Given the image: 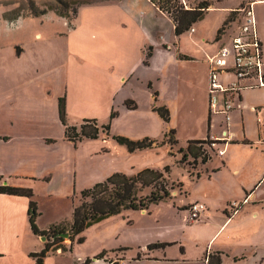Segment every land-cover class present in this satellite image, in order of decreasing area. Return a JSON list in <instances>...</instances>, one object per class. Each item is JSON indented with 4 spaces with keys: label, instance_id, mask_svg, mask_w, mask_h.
I'll return each instance as SVG.
<instances>
[{
    "label": "crops",
    "instance_id": "obj_1",
    "mask_svg": "<svg viewBox=\"0 0 264 264\" xmlns=\"http://www.w3.org/2000/svg\"><path fill=\"white\" fill-rule=\"evenodd\" d=\"M131 2L122 0L82 7L73 28L62 35L68 41V62L61 67V74L45 78L40 83L22 81L10 90L5 89L0 95V184L31 188V198L38 212L35 223L40 230L59 223L69 226L75 206L72 197L113 172L132 174L145 167L154 168L157 164L153 163L160 162V166L174 164L161 147L166 144L130 152L106 135L82 139L73 144L65 137V126L59 119L58 101L63 97L69 125H79L78 121L83 118H95L100 124L107 123L110 113L114 111L115 116L110 120L111 135H123L134 140L143 137L157 139L169 129L176 131L171 123L170 109L157 102L158 98H162V90L159 92L153 88V78L167 82L168 86L182 79L177 69L196 60L191 52L180 51L178 47L188 31L174 35V39L153 40L152 33L143 23H132L129 14ZM254 13L257 29L255 9ZM224 19L225 15L222 21ZM196 23L192 28L195 31ZM257 34L260 39L258 29ZM145 39L149 43L144 44ZM190 39L194 46L200 45L199 40ZM261 46L263 50L262 41ZM149 47L151 54L145 63ZM205 63L206 100L202 117L206 124L205 132L197 138L186 139L185 143H180L176 136L175 139L179 147H184L189 140H219L215 144L222 154L217 150L205 163L200 162L196 169L198 176H191L187 169L182 168L185 176H188L183 179L184 182L180 180L186 192L174 206L170 205L175 215L184 212L188 216V221L179 226V236H156L150 240L144 239L145 232L142 236L134 230L130 242L109 250L103 249L112 253L123 249V253L118 255L119 264H205L206 254L216 251L220 252L221 264L226 258H245L243 252L232 254L227 249L230 247L247 248L252 260L262 262L264 259V106L258 102L245 106L239 94L237 106L229 112L228 125L221 123L216 114L210 113L208 64ZM155 71H158L159 76L152 74ZM231 78L230 74L222 75L221 82L225 84ZM186 84L193 88V82ZM154 91L156 104L165 105L170 111L168 122H164L153 110ZM127 100L134 106L128 108L125 105ZM243 110L254 113L255 120L246 115L245 121ZM238 118L241 121L240 128ZM52 126L58 132L51 130ZM224 129H227V136L223 138L221 132ZM157 147L160 149L157 150ZM95 159L100 160L101 166L89 173L83 172L81 162L92 163ZM193 183L198 186L193 188ZM219 196L224 197V200L218 206L214 200ZM31 198L0 193V258H7L9 264H34V258L29 254L39 252L45 245L30 229L28 204ZM68 199H71V206ZM229 201L242 202L230 216L224 212ZM58 202H65L66 209L71 208L69 220L61 221ZM194 202L204 205L201 219L197 221H191L188 208H182ZM244 204L249 205L246 214L243 213ZM150 209L134 211L149 213ZM117 215L106 219L111 221ZM44 218L47 225L42 226L40 222ZM171 228V224L166 225L160 234L174 232ZM187 228H193L201 236L192 242L196 247L199 245L198 240L203 243L197 247V254L188 253L187 244L181 236ZM156 242L172 244L147 248L148 244ZM52 252H64L62 243L61 247L45 254L43 264ZM109 260L104 254V258L93 259L91 264H110Z\"/></svg>",
    "mask_w": 264,
    "mask_h": 264
},
{
    "label": "rangeland",
    "instance_id": "obj_2",
    "mask_svg": "<svg viewBox=\"0 0 264 264\" xmlns=\"http://www.w3.org/2000/svg\"><path fill=\"white\" fill-rule=\"evenodd\" d=\"M120 1L122 0H0V95L4 93L5 89L10 90L13 86L23 83L22 81L40 83L45 78L60 75L61 67L65 65V62H68L66 44L68 41L62 35H65L66 31L73 28V23L77 19L80 9L82 7L106 5ZM129 1H132L129 11L132 16V23H137V21L143 23L152 33L155 41H160L163 38L174 39L171 19L172 15L177 14L180 7L192 9L202 6V4L206 6V8L202 9V19L197 21L195 25L196 31H190L191 28H194V25H192L187 35H183L178 44L180 51L191 52L196 57L195 61H189L177 69V74L182 79L177 83L173 81L171 86H168L167 82L158 81L155 79V75L153 76V88L159 90V92L162 90V98H158V104L167 105L171 111H169L171 113V123L176 130L173 138L176 136L180 143H185L186 139L201 136L206 129V124L202 120L206 100L204 89L206 76L205 57L208 54H212L216 47L229 43L230 36L235 32L239 19V12H230V10L240 7L245 0H153L154 3L150 0ZM254 9L264 53V4L256 5ZM224 15L225 19L222 21ZM228 18L230 19L229 22L226 20ZM219 28L221 30L216 33ZM190 37L200 41V45H196L198 48L191 43ZM145 42L149 43V40L145 39L143 43L145 44ZM152 74L159 76L158 71ZM186 82H193V88L188 87ZM242 85L239 94H241L245 106L255 102L264 106V86L250 87L244 83ZM131 105L132 102L130 101L127 106L130 107ZM246 115L250 119L255 120V115L250 110H243V119L245 121ZM216 116L221 123H224L222 114H216ZM80 122L78 121V124ZM237 122L240 128V118H238ZM229 128H231V125H229ZM51 130L58 132L53 126ZM99 136L105 137V134L101 133ZM162 139L163 137L155 140L160 143ZM211 140L215 142H210ZM208 141L210 143L198 147H200V151H202L201 147H203L210 156L219 149V146L215 144L219 140L208 138ZM164 144L166 145L161 147L166 150L167 157L174 161L173 165L178 166H174L171 171L173 165H168L171 173H167L168 184L165 185V188L170 191L169 197L160 200L156 204H151V209L150 206L148 208L150 209L149 213L125 210L112 218L111 221L104 219L92 224L73 238L70 236L63 237L64 239L61 243L64 252H52L46 259L45 264H81L85 258H91L103 249L109 250V248L130 242V237L134 230L139 231L142 236L143 232H145L144 239L150 240L156 238V236L163 238L179 236V226L188 221V216L184 212L175 215L170 210V205L174 206L177 200L182 197V194L184 195L186 192L183 179L188 178V176H185L186 173H183L182 168L187 169L191 176H198L196 169H198L200 159L194 160L193 157L187 155L186 159L182 160L183 152H180L179 149H185L187 142L184 147H179L180 144L177 141L172 145ZM156 149L159 150L160 148L157 147ZM81 163H83L81 165L82 171H88V173L101 166V162L98 159H95L92 163L84 161ZM153 164H157L154 168L160 166V162ZM164 166H160L157 169L162 171ZM192 185L193 188L198 186L196 183ZM147 193H149V188L143 189L142 194ZM262 197V200H264V194ZM216 198L217 200H214V202H217L219 206L223 202L224 197L219 196ZM72 202L74 205L80 202V192L72 197ZM231 202H228L226 210H224L228 216L235 212V207H232ZM68 203L71 206V199H68ZM233 203L237 204L236 210L242 205L241 201ZM57 206L60 208L61 221L69 220L71 208L66 209L65 202H58ZM184 207L188 208L189 205L182 206V208ZM248 209L249 205L244 204L243 213L246 214ZM217 212L220 213V211ZM168 221L171 222L169 223ZM46 223L47 220L45 218L40 222L41 225H47ZM170 224L172 225L171 230L174 232L160 234V232L164 231L162 228ZM69 226L63 223L57 225L59 229L67 234ZM49 229V227L43 229L47 232L38 235L44 243L53 239V234ZM162 234L167 235L161 236ZM181 236L187 244L188 253L197 254V247L203 243L198 240L197 245H199L196 247L192 242H195L201 236L193 228H187ZM79 237L83 238L82 242H77ZM227 249H230L232 254L243 252L245 258L239 260L226 258L224 264H264V259L262 262L252 260L247 248L245 250L236 247ZM122 250L118 249L113 251V253L108 251L105 253V257L118 261V255L123 253ZM251 253L253 252L251 251ZM0 264H9L7 258H0Z\"/></svg>",
    "mask_w": 264,
    "mask_h": 264
},
{
    "label": "trees",
    "instance_id": "obj_3",
    "mask_svg": "<svg viewBox=\"0 0 264 264\" xmlns=\"http://www.w3.org/2000/svg\"><path fill=\"white\" fill-rule=\"evenodd\" d=\"M154 3L153 0H150ZM206 6H197L192 9H184L180 7L177 14L172 15L173 33L178 36L190 29V27L197 21L202 19L203 10ZM228 22L230 19H226ZM221 28L217 29L216 33H219ZM151 54L150 47L145 55L144 62ZM154 104L153 110H155L164 122H168L170 119L169 110L165 105L156 104V92L154 91ZM130 101H125L127 106ZM134 106L132 104L131 108ZM115 116V112L112 111L109 115V121L107 123H98L95 118H83L79 125H69L66 122L64 99H59V119L65 126V137L76 144L82 139H96L101 133L106 136H110L115 142L120 145H124L130 152L137 149L151 148L153 146H159L160 144L168 143L172 145L176 142L173 138L175 133L174 129L167 130L160 143L157 140L150 137H143L141 139H130L123 135H111L109 132L110 120ZM209 124V119H208ZM210 142H215L211 140ZM208 138L205 140H189L187 141L186 148H180L179 151L183 152L182 160H185L187 155L193 157L194 160L200 159L201 163H205L210 156L206 150L200 147L203 144L210 143ZM196 146V147H193ZM205 151V152H204ZM169 172L168 165L163 167V170L155 168L145 167L133 174H126L123 172H113L104 178L102 181L95 182L91 187L85 188L80 191V202L73 208L72 222L69 226L68 236L74 237L81 233L83 230L98 223L112 215H117L125 210H147L151 204H156L160 200L169 197L170 191L165 188L167 183V173ZM149 188V193L142 194L143 189ZM0 193L22 195L31 198L32 190L28 187H15L6 184H0ZM38 215L37 206L35 201L31 198L28 204V216L30 229L36 235H41L47 232L46 230L38 229L35 219ZM53 234L52 241L46 242L43 249L39 252H31L30 256L34 258V264H43V257L49 250H54L61 247V234L63 230L59 229L57 225H51L49 227ZM60 235V236H59ZM77 242H82L83 238L79 237ZM170 242H156L147 245L148 249L154 247H164L171 245ZM105 250L100 251L93 257H87L81 264H91L93 259L104 258ZM205 264H221L220 252L206 254ZM110 264H118L117 261L109 260Z\"/></svg>",
    "mask_w": 264,
    "mask_h": 264
},
{
    "label": "built area",
    "instance_id": "obj_4",
    "mask_svg": "<svg viewBox=\"0 0 264 264\" xmlns=\"http://www.w3.org/2000/svg\"><path fill=\"white\" fill-rule=\"evenodd\" d=\"M257 4H264V0H245L240 7L230 10L239 12L235 32L230 36L227 45L222 44L213 54L206 57L210 113L222 114L226 126L230 120L229 112L237 106L242 83L250 87L264 86V54L254 13V6ZM229 74L232 78L223 84L221 76ZM226 130L221 132V137L227 136ZM218 153L222 154V151ZM233 202L231 205L236 211L237 204ZM187 210L189 219L196 221L201 217L204 205L194 202Z\"/></svg>",
    "mask_w": 264,
    "mask_h": 264
},
{
    "label": "water",
    "instance_id": "obj_5",
    "mask_svg": "<svg viewBox=\"0 0 264 264\" xmlns=\"http://www.w3.org/2000/svg\"><path fill=\"white\" fill-rule=\"evenodd\" d=\"M62 235V237H67L68 236V234L67 233H64V234H61Z\"/></svg>",
    "mask_w": 264,
    "mask_h": 264
},
{
    "label": "bare ground",
    "instance_id": "obj_6",
    "mask_svg": "<svg viewBox=\"0 0 264 264\" xmlns=\"http://www.w3.org/2000/svg\"><path fill=\"white\" fill-rule=\"evenodd\" d=\"M191 30H193V29H191Z\"/></svg>",
    "mask_w": 264,
    "mask_h": 264
}]
</instances>
